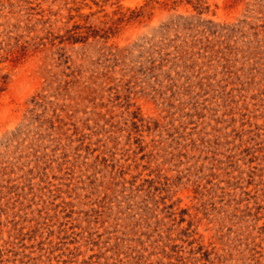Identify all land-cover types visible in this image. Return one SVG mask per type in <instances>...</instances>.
<instances>
[{
	"label": "rangeland",
	"instance_id": "374dc122",
	"mask_svg": "<svg viewBox=\"0 0 264 264\" xmlns=\"http://www.w3.org/2000/svg\"><path fill=\"white\" fill-rule=\"evenodd\" d=\"M0 264H264V0H0Z\"/></svg>",
	"mask_w": 264,
	"mask_h": 264
}]
</instances>
